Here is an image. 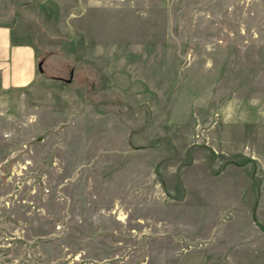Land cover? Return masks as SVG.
Here are the masks:
<instances>
[{"label": "rangeland", "instance_id": "374dc122", "mask_svg": "<svg viewBox=\"0 0 264 264\" xmlns=\"http://www.w3.org/2000/svg\"><path fill=\"white\" fill-rule=\"evenodd\" d=\"M45 78L0 89V264H264V0H0Z\"/></svg>", "mask_w": 264, "mask_h": 264}, {"label": "crops", "instance_id": "0c3cea01", "mask_svg": "<svg viewBox=\"0 0 264 264\" xmlns=\"http://www.w3.org/2000/svg\"><path fill=\"white\" fill-rule=\"evenodd\" d=\"M13 21L0 19V89L30 88L45 77L39 72L37 53L31 42L13 38Z\"/></svg>", "mask_w": 264, "mask_h": 264}]
</instances>
